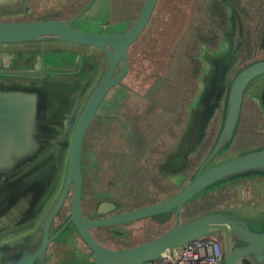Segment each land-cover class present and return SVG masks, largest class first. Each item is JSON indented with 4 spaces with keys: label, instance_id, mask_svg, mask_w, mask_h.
Here are the masks:
<instances>
[{
    "label": "water",
    "instance_id": "obj_1",
    "mask_svg": "<svg viewBox=\"0 0 264 264\" xmlns=\"http://www.w3.org/2000/svg\"><path fill=\"white\" fill-rule=\"evenodd\" d=\"M157 1L141 0L131 25L117 32L75 26L74 21L95 0L68 19L0 20V43L61 40L91 50L98 48L106 60L99 73L100 58L92 51L75 54L69 64H59L61 58L48 56L47 50L44 56L49 58L43 62L38 49L33 66L9 68L8 59L14 54L0 52V264H156L192 240L207 237L220 243L219 264L242 260L264 264V203L258 208L247 202L225 204L180 220L185 206L216 185L221 188H215L213 194L237 180L247 181L252 188L257 187L256 197H262L258 186H264V144L226 154L239 126L244 97L257 104L264 120V58L239 66L244 26L238 10L226 0L222 1L227 26L217 45H201L195 53L200 70L193 80L194 90L182 98V87L176 82L180 72H167L160 82L175 81V89L158 93L155 108L138 119L147 142L135 157L149 164V169L141 167V172L148 176L147 171L154 172L156 167L155 184L160 176H168L176 191L162 200L125 207L121 192L98 194L95 190V203H90L87 215L82 211L84 173L88 178L89 172L105 171L108 153H121L100 149L102 144L116 148L118 141L104 126L103 137L95 134L97 109L107 92L126 75L128 47L146 28ZM22 5L24 0H0V14ZM25 59L32 61L24 57L22 62ZM120 60L122 67L115 73ZM43 71L54 74L43 75ZM165 135L176 140L164 161L163 157L157 163L158 148L166 146L157 140L163 141ZM210 135L211 145L197 155L201 146L209 144ZM172 162L175 171L171 170ZM61 178L62 189L43 215ZM149 190L145 187L146 198ZM235 209H249L250 214ZM144 218L159 224L172 219V223L138 244L104 245L105 240L115 244L129 236L127 226ZM93 229L98 231L96 235ZM221 232L223 237L218 236Z\"/></svg>",
    "mask_w": 264,
    "mask_h": 264
},
{
    "label": "flooded vegetation",
    "instance_id": "obj_2",
    "mask_svg": "<svg viewBox=\"0 0 264 264\" xmlns=\"http://www.w3.org/2000/svg\"><path fill=\"white\" fill-rule=\"evenodd\" d=\"M41 1V0H39ZM91 0H72L71 2L68 3L67 9L68 12L64 16H58L55 15V13H50L47 16H39V17H34L30 19H42L45 17H53L54 19H68L80 12L82 9H84L90 2ZM190 0H185V2L181 3L180 5L174 6V13L177 14L180 12V14H183V18L189 14L191 18L195 17L198 13H202L204 10L205 13V7L201 6L198 4L197 6L192 5L194 3V0H192L191 3V14L187 10V5L189 4ZM42 2V1H41ZM160 0L157 1L154 11L152 13V16L146 26V28L142 31V33L139 35V37L130 44L128 47V59H129V68L124 76V78L116 85V87H112L105 97L103 98L102 102L100 103L97 113H98V118L94 120L93 122V127L95 129V134L99 135L101 133V129L104 126L105 128L108 129H113L119 127L118 129V137L124 146V148L128 150H133L135 148H139L144 142V139L142 138V134L136 127V123L139 119V117L144 113H147L154 105L151 102L150 99L145 97V94H143V89L144 86H142V90L137 89L131 84H127V87L120 88L119 85L123 84L122 82H125V79L128 76H131L135 80H142L143 84H148L149 86L156 81V78L154 77V73L162 74V71H160V67L158 68V63L160 61V58L154 57L152 55L150 59V71H144V72H134L132 74L131 72V67H132V61H131V50L132 46L136 43H139L141 40V36L146 32V29L150 26L151 22L154 19V15L156 12V9L158 7ZM228 4L233 5L239 12L243 26H244V34H243V44L240 49V59L243 62L242 64H245L249 62L251 59H255V57L259 58H264V0H226ZM37 2H34L33 5H36ZM206 6L208 10H213L214 6H217L215 4H209V0H205ZM219 9L221 10V13L224 14L225 7L220 3L217 2ZM33 5L29 4L28 0H24V5L15 7L13 10H10L9 14L8 12H3V14H0V20L2 18L7 17V16H13L17 14H21L26 16L29 12L33 11ZM214 5V6H213ZM74 6H78L76 11L74 10ZM193 7L197 8L198 10H194ZM1 12V10H0ZM39 15V14H37ZM11 16V17H12ZM29 18V17H28ZM27 19V20H30ZM195 19V18H193ZM4 20V19H3ZM200 20L204 21V18L200 17ZM201 21L198 24L201 25ZM75 22V21H74ZM205 24H209L210 21H204ZM132 22L128 23L126 27L122 28L126 29L131 25ZM104 27H106V23L103 24ZM100 30V29H97ZM118 30V31H121ZM112 32H117V31H112ZM38 42V41H37ZM43 43H46L47 45L45 46L47 48V55L48 56H55V55H60L61 51H65L63 53V57L61 58V61H59V64H65L67 61V64L71 63L72 60L75 57V54L79 53L81 56L82 54H88L89 52L84 51V47L89 48L88 46H82V45H76V44H71L67 45L66 47L63 46H57L56 48H50V45L52 43H47L44 41ZM29 44H32L30 47ZM48 46V47H47ZM76 46V48L74 47ZM77 46L81 47L78 48ZM72 49H71V48ZM70 48V49H68ZM45 51V48L43 47L41 49V45L38 43H35L34 41L31 42H22V43H0V52H8L10 54H14L13 58L8 59V67L9 68H16V67H22V65H27L33 66L35 64V57H36V51ZM68 49V50H67ZM77 49V50H74ZM90 49V48H89ZM95 51H99L103 55L102 62L105 61L106 66V60L104 53L98 49V48H93V54ZM95 55V54H94ZM42 60H48L44 59V52H41ZM66 56L68 59L65 60L64 58ZM98 55H96L97 57ZM24 57H31L32 61L27 62L26 59L22 62V59ZM47 57V56H46ZM71 57V58H70ZM100 61V59H99ZM162 61V60H161ZM160 61V62H161ZM252 61V60H251ZM101 62V63H102ZM100 63V62H99ZM98 67L100 64H98ZM86 65H84L85 67ZM122 67V61L120 60L117 63V66L115 68V73L118 72ZM159 69V70H157ZM59 73V72H57ZM182 76L184 79L188 80L187 85L189 86V90L191 92L192 90V83L190 81V78L192 76L189 75V73L186 72V70L182 69L181 71ZM48 74V76H51L54 74V72H44L43 75ZM59 74H62L60 72ZM26 78L25 76H22ZM152 78V79H151ZM130 127V130L127 128ZM140 133V136H136V133ZM100 137H103V135L100 134ZM99 143V141H98ZM140 144V145H139ZM139 145V146H137ZM100 149L107 150V144H102L100 146ZM129 152V151H128ZM132 152V151H131ZM202 152V148L198 150V155ZM106 164V170L102 171L100 173L94 172L90 176V185L88 186L89 188H98L103 189V191H106L107 193L110 192V190H114L117 192H121L123 194V202L122 205L125 207L129 204L128 207H134V206H139V205H145L149 203L150 201V196H154V198L158 200L164 199L166 196L172 194L173 192L176 191V189H173L169 186H160L158 184H155V173L151 172L148 176H146L144 173L141 172V167H145L146 164L143 161H140L137 159V157H131L128 153H113L108 155V158L105 161ZM142 164V165H141ZM146 168H149L146 167ZM145 169V168H143ZM85 171V170H84ZM85 174V173H84ZM151 176L152 179L149 178ZM102 181L101 184L98 182ZM116 181V182H114ZM87 177L85 175L83 179V187H82V199H81V207L82 211L84 212L85 215L88 214L89 212V206L90 203H95V199L98 197H94V191L89 194V192H86L87 189ZM145 187H148L150 190L148 191L149 197H145ZM62 189V178L57 186V189L55 190L54 194L52 197L48 200L46 207L43 211V215L46 211V209L51 206V204L54 202L58 194L60 193ZM69 195L66 200V205L69 204L70 198H71V188L69 190ZM89 195V196H87ZM98 200V199H97ZM96 229L92 230V234L96 235ZM218 236L223 237V233H219ZM110 240H105L104 245L107 247H110L111 245ZM79 249L81 248L80 245L78 244Z\"/></svg>",
    "mask_w": 264,
    "mask_h": 264
},
{
    "label": "rangeland",
    "instance_id": "obj_3",
    "mask_svg": "<svg viewBox=\"0 0 264 264\" xmlns=\"http://www.w3.org/2000/svg\"><path fill=\"white\" fill-rule=\"evenodd\" d=\"M41 1L28 0L29 4L31 5H33L34 2H37V3L36 5H33L35 9L33 8V11L29 12L26 16L17 14L13 16L11 15L12 17L11 16L4 17L2 18V20L3 19L4 20H27V19L34 18V17L47 16L53 12L55 13V15L64 16L67 13H69L67 9V5L72 0H41ZM140 2L141 0H95V2L84 13V15L80 16L78 19L75 20L74 24L75 26L81 29H86V30L87 29L97 30V29L105 28L108 32L118 31L126 27L128 23L132 22V20L134 19L137 13V9L140 5ZM183 2H185V0H160L158 7L156 9L155 15H154V19L151 22L150 26L148 27V29H146V32L143 34V36H141V40L139 41V43H136L132 46V50H131V61H132L131 72L132 74L138 71H140L141 73L144 71H150L151 69L150 59L152 58L151 57L152 55H154V57L156 58L157 57L160 58V61L162 60L161 62L159 61L158 63V68L160 67L159 69L160 71H162V74L160 75L165 74V72L166 73L167 72L176 73V72L182 71L183 69L182 63L184 62V57H183V54H181L180 52H182V47L185 43V38L182 35V32L185 29L189 31L191 27H195L198 24L197 22L198 20L190 18L189 14H187L183 20H182L183 14H180V12H178L177 17H176V14L174 13V10H175L174 6L180 5ZM191 3H192V0L189 1L190 5L186 6L190 14L192 13ZM192 5H194V3H192ZM77 7L78 6H74V10L72 11H76ZM104 23H106V27L103 26ZM181 35H182V38H181ZM43 42L44 41H38L35 43L40 44L41 49L44 47L45 50H47V48L45 47L47 44ZM47 43L48 44L52 43L49 49L56 48L57 46L66 47L67 45L72 44L70 42L61 41V40H58V41L50 40V42H47ZM31 45L32 44H29L28 47H30ZM74 47L76 48V46ZM77 47L81 48L79 46ZM83 49L86 52H89V51L93 52V50L87 47H84ZM74 50H77V49H74ZM40 52H46V51L43 50ZM64 52H66L65 49L64 51H61L60 55H55L53 57L56 60L60 59L63 57ZM94 54L95 56L98 55L100 58L99 73H101L105 65V61L102 62L103 55L99 51H95ZM46 56H44V58L48 59L49 57H46ZM255 59H258V58L255 57ZM251 60H254V59H251ZM242 63L243 62L240 59V62H239L240 66L242 65ZM176 78H177L176 79L177 84L181 85L182 87V91L180 94L181 97L182 98L188 97L190 95L189 86L187 85L188 80L184 79L182 75L177 76ZM190 81H191V78H190ZM173 82L171 84H168L167 82H164V83L160 82L161 86L162 84H165V83L167 85L166 86L163 85L162 87H160L158 90V93L164 94V90L172 91L173 89H175V86H174L175 81ZM122 83H123L122 85L120 83L122 88L127 87V84L128 85L131 84L139 90H142L141 87L145 85L142 91L143 94L146 93V90L149 88L148 84H143L142 80L137 81L133 79L131 76H128L125 79V82H122ZM160 94L155 95V100L159 98ZM244 98H248V96ZM259 130L260 128L258 127L254 128L255 132H259ZM211 138L212 136L210 135V142L206 146L207 149L211 145ZM235 145L226 152L227 156H231L234 153L241 151L244 148H247L249 146L248 145L245 147H235ZM145 163L147 164L146 161ZM91 174L92 172H89L87 174L88 176L87 187L90 185ZM84 177H85V174H84ZM257 178L260 179V177H257ZM98 183L99 184L102 183L101 179ZM228 183L230 184L231 181ZM215 188H221V186L216 185L215 187L211 189L204 190V194L196 198L195 201H193L191 204L194 205L199 202L208 201L211 198H213L215 195H218L222 192H229L232 194V196L228 200L220 202L217 205L211 206L209 204L204 209H202V211L195 213V214H200L203 212H207L209 210H215L217 208L224 206L225 204L245 205L243 203L247 202L248 204L246 205H249L250 207L258 208V204L264 203V186H261V185L258 186L259 195L260 193H262V197L260 198L259 196L256 197L255 195L257 194V190H255L257 189V187L255 186L252 188L251 184L247 181L241 182L237 180L235 184L229 186L228 188L223 189V191L215 192L214 194L211 193L214 191ZM98 189L99 187L98 188L88 187L86 192H89L90 194L94 190H98ZM205 191H209V193H205ZM248 196L249 198L246 199V197ZM244 198L245 200H243L242 202V199ZM152 200H155V198H150L149 201H152ZM128 206L129 204L127 205V207ZM236 212L246 215V216H249L248 214H250L249 209H242V210L238 209L236 210ZM191 217L193 216L191 215ZM187 218L188 216H186L184 219H181V220L183 221V220H186ZM171 223H172V219L168 220L165 223H161V224H159L158 222H154L147 218L134 221L133 223L129 224V226L125 225L128 227V229H130V232H128L129 236L123 237L121 240L117 241V243L115 244L111 243L109 245H111L110 247L115 248V247L131 246L133 244L141 243L165 231L166 229L170 227ZM123 230L125 231V227H123ZM80 246L81 248L86 250L85 246H83L82 244H80ZM65 260L66 259H64L63 261Z\"/></svg>",
    "mask_w": 264,
    "mask_h": 264
},
{
    "label": "trees",
    "instance_id": "obj_4",
    "mask_svg": "<svg viewBox=\"0 0 264 264\" xmlns=\"http://www.w3.org/2000/svg\"><path fill=\"white\" fill-rule=\"evenodd\" d=\"M209 1H210L209 4L217 5V6L213 5L214 6L213 10H208L206 3H204L205 0H194V6L200 4L201 6L205 7V13L203 10L202 13H198L193 18L198 20L200 23L201 21L200 17H201L204 18V21L207 20L210 21V23L205 24V22L202 20L201 25L197 24L195 27H191L189 31L185 29L182 32V35L185 38V43L182 47V54L184 57V62L182 63V65H183V69L186 70V72L189 73L190 76H192L191 92L195 88V84L193 80L197 77L200 70V62L196 58L195 53L199 50L201 45H205L208 47H215L218 43V40L220 39L221 33L226 29L227 26L225 3L222 0H209ZM217 2H220L225 7L224 10L225 15L221 13V10L219 9ZM193 9L196 11L198 10L195 7H193ZM119 87L122 88L121 85H119ZM255 127L260 128L259 132L254 131ZM260 144H264V120L261 118L257 104L249 98H244L241 109L239 126L230 148H232L234 145L235 147H245L248 145L256 146ZM231 196L232 194L229 192H222L218 195H215L213 198H211L208 201L199 202L194 205L193 204L187 205L182 209L180 213V220L184 219L186 216L190 218L191 215L192 216L198 215L195 213L202 211V209H204L209 204L211 206L217 205L220 202L228 200Z\"/></svg>",
    "mask_w": 264,
    "mask_h": 264
},
{
    "label": "crops",
    "instance_id": "obj_5",
    "mask_svg": "<svg viewBox=\"0 0 264 264\" xmlns=\"http://www.w3.org/2000/svg\"><path fill=\"white\" fill-rule=\"evenodd\" d=\"M167 75V73L165 72V74H163V75H160V74H158V73H154V77L156 78V81H154L150 86H149V88L146 90V93H144L145 94V97L146 98H148V99H150L151 100V102L153 103V107L147 112V113H144L143 115H145V114H148V113H150L154 108H155V106H156V104H155V95L156 94H158V90H159V88L161 87V83H160V80H162L165 76ZM181 75H182V73H181ZM191 93V92H190ZM142 116V115H141ZM176 122V121H175ZM139 120L137 121V123H136V127H137V129L140 131V133L142 134V138L144 139V142L143 143H141L142 145L139 147V148H135V149H133V150H128V149H126V148H124V146L122 145V143H121V141H120V139H119V137H118V129H119V127L117 126V128H113V129H108V128H105V131H106V133L107 134H109V132H113V136H115L116 137V139H117V141H118V143H119V145L121 146H119L118 145V143H117V147L116 148H112L111 146L110 147H108V149H107V151H110V150H119V151H121V153H123V154H125V153H128L129 155H131V157H135V154L137 153V152H139L140 150H141V148L145 145V143L147 142V138H146V136H145V132H144V130L142 129V126H140L141 127V129H142V131L140 130V128L138 127L139 125ZM94 126V125H93ZM168 126V123H166V126H165V128ZM130 125H129V128H127L128 130H130ZM94 128V127H93ZM94 131H95V129H94ZM111 134V133H110ZM136 136H140V134L137 132L136 134H135ZM175 140L176 139H174V138H171L170 136H168V135H165L164 137H163V141L162 140H157V142H159V141H161V142H163L166 146L165 147H161V148H158V150L160 151V152H158L157 153V157H158V161H157V163L159 162V161H161L162 160V158H163V161H164V159H165V156H166V153H167V151L168 150H170L172 147H173V145H174V142H175ZM140 145V144H139ZM139 145H137V146H139ZM208 145V143L206 144V145H204V146H201L200 148H202V152H200V154H202L204 151H206L207 150V148H206V146ZM199 148V149H200ZM198 149V150H199ZM129 151V152H128ZM132 151V152H131ZM109 154H112V153H108V155ZM113 155V154H112ZM197 155H198V151H197ZM137 159H139L140 161H143V160H141L140 159V157H137ZM144 163H145V161H144ZM157 163H156V165H157ZM146 164V163H145ZM171 165H172V167H171V170L172 171H175L174 169H175V166H176V164L174 163V162H172V163H170ZM142 165V164H141ZM149 166V164L147 165L146 164V166L145 167H143V168H145V169H149V168H146V167H148ZM156 167H154V172L153 173H155V175L157 176V173H156ZM168 171H170V170H168ZM148 173H151V171H147ZM162 175V174H161ZM160 179L159 180H157V184L158 185H160V186H169L170 187V183H169V180H168V176H160L159 177ZM114 182H116V181H114ZM104 189H98L97 191H98V194H102V192H104L103 191Z\"/></svg>",
    "mask_w": 264,
    "mask_h": 264
},
{
    "label": "built area",
    "instance_id": "obj_6",
    "mask_svg": "<svg viewBox=\"0 0 264 264\" xmlns=\"http://www.w3.org/2000/svg\"><path fill=\"white\" fill-rule=\"evenodd\" d=\"M220 243L214 237L197 238L178 250L172 257H164L156 264H219ZM238 264H251L242 260Z\"/></svg>",
    "mask_w": 264,
    "mask_h": 264
}]
</instances>
